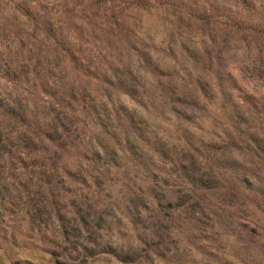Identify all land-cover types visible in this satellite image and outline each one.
Returning <instances> with one entry per match:
<instances>
[{"label": "rangeland", "instance_id": "obj_1", "mask_svg": "<svg viewBox=\"0 0 264 264\" xmlns=\"http://www.w3.org/2000/svg\"><path fill=\"white\" fill-rule=\"evenodd\" d=\"M0 264H264V0H0Z\"/></svg>", "mask_w": 264, "mask_h": 264}]
</instances>
